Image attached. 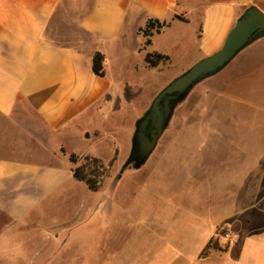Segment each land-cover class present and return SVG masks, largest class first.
<instances>
[{
    "label": "rangeland",
    "instance_id": "1",
    "mask_svg": "<svg viewBox=\"0 0 264 264\" xmlns=\"http://www.w3.org/2000/svg\"><path fill=\"white\" fill-rule=\"evenodd\" d=\"M72 9L60 18L75 22L81 16L80 7ZM196 30L198 21L191 18L190 24L173 23L153 36L147 51L171 57L157 71L145 66L142 34L112 46L108 72L116 91H121L124 82L140 85L151 79L154 84L142 87L136 107H126L120 121L117 116L111 118L112 110L105 106L108 132L103 137L88 139L86 132L80 136L85 127L101 125L91 117L72 129L71 134L80 138L67 139L70 151L92 154L106 166L118 152L117 161L98 192L72 181L59 189L51 212L46 215L42 208L45 216L41 215L33 244L41 247L35 264H191V257L211 232V247L200 253L197 264L220 263L250 235L249 225L264 227V186L256 172L257 155L264 149V122L258 115L261 109L248 105L260 102L264 88V40L251 48L256 52L253 58L232 68L230 80L224 69L199 84L177 107L146 165L129 169L118 179L131 148L132 136L124 132L133 127L134 119L143 115L159 90L206 57L202 50V54L193 51L198 43ZM119 136V148L114 149V138ZM238 214L248 219H238ZM5 223L0 215V227ZM28 237L20 235L15 240L20 245ZM29 248L27 244L22 247L23 255ZM176 249L186 251L184 260L178 258Z\"/></svg>",
    "mask_w": 264,
    "mask_h": 264
},
{
    "label": "crops",
    "instance_id": "2",
    "mask_svg": "<svg viewBox=\"0 0 264 264\" xmlns=\"http://www.w3.org/2000/svg\"><path fill=\"white\" fill-rule=\"evenodd\" d=\"M262 4L264 0H0V215L6 219L0 227V264H35L41 252V247L33 244L41 217L45 216L42 208L46 215L51 212L56 194L66 183L84 184L74 179L69 159L74 152L69 150L67 139L77 137L71 134L74 126L83 118L97 119L101 125L85 127L80 136L86 132L88 139L103 137L108 132L104 127L105 106L112 110L110 117L115 120L117 116L120 121L126 107H136V98L125 100L126 87L142 91L148 83L154 84L151 79L140 85L124 82L121 91H116L108 72L112 46L140 34L139 29L151 18L171 22V26L178 22L190 24L195 18L198 43L193 51L211 55L222 47L244 10L255 5L264 11ZM74 7H80L81 13L75 22L60 18ZM175 15L189 22L176 20ZM262 40L242 51L225 68L226 80L231 79L232 68H239L255 56L251 48ZM98 52L105 57L104 77L92 68ZM160 66L151 69L157 71ZM117 99H121L119 110L114 108ZM248 105L261 109L258 115L264 122V88L260 102L254 105L249 101ZM136 121L124 132L130 137ZM119 138H114V149L119 148ZM257 157L256 172L264 186V149ZM235 217L248 219L239 214ZM244 230L247 233V227ZM253 230L262 231L255 235ZM247 234L239 250L236 246L229 250L223 262L206 264H264V227L253 223ZM20 235L29 236L21 246L15 240ZM212 236L211 232L203 240L191 264L198 263ZM25 244L31 248L23 255ZM176 252L184 260L186 251Z\"/></svg>",
    "mask_w": 264,
    "mask_h": 264
},
{
    "label": "water",
    "instance_id": "3",
    "mask_svg": "<svg viewBox=\"0 0 264 264\" xmlns=\"http://www.w3.org/2000/svg\"><path fill=\"white\" fill-rule=\"evenodd\" d=\"M264 38V11L252 5L244 10L228 33L222 47L174 78L152 100L136 121L129 155L118 179L129 170H139L155 152L177 107L202 82L221 73L242 51Z\"/></svg>",
    "mask_w": 264,
    "mask_h": 264
},
{
    "label": "trees",
    "instance_id": "4",
    "mask_svg": "<svg viewBox=\"0 0 264 264\" xmlns=\"http://www.w3.org/2000/svg\"><path fill=\"white\" fill-rule=\"evenodd\" d=\"M175 19L188 23L182 15H175ZM171 27V22L161 21L159 19L151 18L147 21L146 25L139 29V33L142 34L146 41L144 43V49L152 45V37L156 34H161L166 28ZM145 62L149 68H156L161 64H165L171 60L169 55H165L158 52L147 53L145 55ZM105 57L102 53H96L92 60V68L96 75L100 77L105 76ZM141 89H133L132 87H126L124 91V98L127 102H131L134 98H137L141 94ZM121 99H117L115 103V110H119ZM62 152L66 154V150L62 149ZM118 152L106 166L102 160L98 157L87 155L80 157L75 153L69 154L70 162L73 164L72 173L75 180L83 182L89 191L98 192L103 185V180L109 174V169L117 161ZM246 231H243L245 235ZM243 239L236 245V251L239 250ZM211 247V240L205 247L204 251H207ZM216 249V248H215Z\"/></svg>",
    "mask_w": 264,
    "mask_h": 264
}]
</instances>
